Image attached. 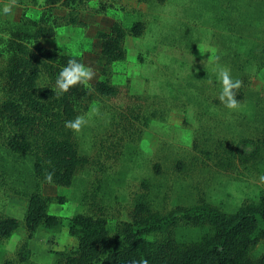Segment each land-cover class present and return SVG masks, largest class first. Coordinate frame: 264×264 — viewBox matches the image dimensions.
Returning a JSON list of instances; mask_svg holds the SVG:
<instances>
[{
    "label": "rangeland",
    "instance_id": "obj_1",
    "mask_svg": "<svg viewBox=\"0 0 264 264\" xmlns=\"http://www.w3.org/2000/svg\"><path fill=\"white\" fill-rule=\"evenodd\" d=\"M15 2L0 0L4 52L13 32L32 31L18 22L21 7ZM6 6H12V15H2ZM75 8L85 26H61L41 45L91 66L95 75L83 83L91 93L99 80H107L117 93H92L91 100L76 102L75 117L86 120L79 130L64 123L50 131L67 135L82 159L70 187L38 181L44 196L64 198L48 209L61 224L39 227L29 241L28 261L19 263L16 251L26 235L21 224L10 240L0 242V264H55V251L77 246L68 233L73 215L103 217L114 235L122 222H132L140 202L148 203L162 227L147 239L170 235L191 244L209 230L186 218L201 204L232 213L264 193V145L257 143L264 123L256 105L264 102V65L259 67L264 59V0H80ZM40 10V5L28 7L27 15L36 17ZM52 13L64 16L67 9L57 5ZM3 17L13 23H4ZM114 21L125 30L141 21L144 32L126 35L125 60L111 64L103 75L96 34L109 31ZM216 64L241 80L238 111L230 112L219 100ZM39 85L54 84L43 76ZM12 135V128L0 121V217L22 220L35 182L34 156L11 151L7 143ZM262 251L259 247L253 257Z\"/></svg>",
    "mask_w": 264,
    "mask_h": 264
},
{
    "label": "trees",
    "instance_id": "obj_2",
    "mask_svg": "<svg viewBox=\"0 0 264 264\" xmlns=\"http://www.w3.org/2000/svg\"><path fill=\"white\" fill-rule=\"evenodd\" d=\"M28 1L16 0L15 3L21 7L18 22L29 26L32 31L13 32L6 41L5 52L0 49V60L6 53L4 66L0 69V121L13 130L7 145L15 153L29 152L34 156L35 182L26 196L22 220L7 215L0 217V242L9 239L21 224L24 226L25 239L19 242L16 251L19 263L28 261L29 241L39 227L55 229L61 224V219L48 213V209L51 202L63 203L64 198L44 196L38 181L70 187L82 164L69 137L50 131L66 120L74 119L76 102L91 100L92 93L106 97L117 93L116 87L107 80L95 82L92 93L83 83L71 86L63 95L54 93L55 78L72 56L60 54L56 48L43 47L41 40L54 38L61 26H85L75 8L80 0ZM39 5L38 16L27 15L28 7ZM57 5L67 9L64 16H53V7ZM3 21L13 23L7 19ZM143 32L144 23L141 21L133 22L127 30L114 21L109 31L97 32L100 53L104 57L103 75L110 71L111 64L125 60L126 35L140 37ZM263 65L264 59L259 67ZM43 76L54 84L53 87L39 85ZM234 91L241 99L238 89ZM256 105L258 118H263L264 123L263 100ZM258 142L264 145V135L257 138ZM49 172L53 173L52 182L46 179ZM186 218L209 229L200 240L191 244L170 235L147 239L146 236L160 232L162 227L160 218L146 202L136 204L132 222H122L114 235L110 234L103 217L77 213L68 222V233L77 239V246L73 250L55 251V264H132L140 259H147L148 264H264V193L257 202H244L232 213L221 212L203 203ZM259 247L263 251L254 258L253 252ZM3 264L14 262L6 260Z\"/></svg>",
    "mask_w": 264,
    "mask_h": 264
},
{
    "label": "clouds",
    "instance_id": "obj_3",
    "mask_svg": "<svg viewBox=\"0 0 264 264\" xmlns=\"http://www.w3.org/2000/svg\"><path fill=\"white\" fill-rule=\"evenodd\" d=\"M3 16L12 15V6H6L2 9ZM216 79L220 84L219 100L231 111H238L241 108V101L237 99L235 89L241 85V80L233 78L231 70L227 66L216 64L213 68ZM95 75L91 66L86 65L75 56L68 59L67 63L61 67L55 78V85L52 88L56 95H63L69 88L78 83H87ZM86 123L85 117L78 115L75 119L66 120L65 126L74 130H79ZM53 173L49 172L46 179L52 182ZM264 181V174L260 176ZM63 243V239L61 241ZM132 264H148L147 259L134 260Z\"/></svg>",
    "mask_w": 264,
    "mask_h": 264
},
{
    "label": "crops",
    "instance_id": "obj_4",
    "mask_svg": "<svg viewBox=\"0 0 264 264\" xmlns=\"http://www.w3.org/2000/svg\"><path fill=\"white\" fill-rule=\"evenodd\" d=\"M32 17H35V16H32ZM3 19H7V18H4V17H3ZM66 28H67V27H66ZM57 30H58V29H57ZM24 212H25V211H24ZM7 216H11V217L18 218L17 216L10 215V214H7ZM23 216H24V215H23ZM23 216H22V218H23ZM22 218H21V219H22ZM18 219H19V218H18ZM15 232H16V231H15ZM15 232H14V233H15ZM14 233H13V235H14ZM13 235H12V236H13ZM12 236H11L9 239H7V240H10V239L12 238ZM16 241L18 242V240H16ZM16 241H15V243L17 244V242H16Z\"/></svg>",
    "mask_w": 264,
    "mask_h": 264
}]
</instances>
